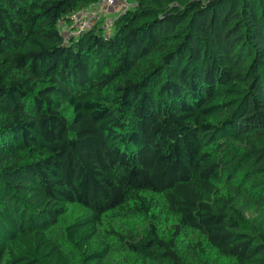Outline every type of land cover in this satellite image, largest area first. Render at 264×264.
Segmentation results:
<instances>
[{
    "label": "trees",
    "instance_id": "1",
    "mask_svg": "<svg viewBox=\"0 0 264 264\" xmlns=\"http://www.w3.org/2000/svg\"><path fill=\"white\" fill-rule=\"evenodd\" d=\"M97 1L0 0V264H264V0Z\"/></svg>",
    "mask_w": 264,
    "mask_h": 264
},
{
    "label": "built area",
    "instance_id": "2",
    "mask_svg": "<svg viewBox=\"0 0 264 264\" xmlns=\"http://www.w3.org/2000/svg\"><path fill=\"white\" fill-rule=\"evenodd\" d=\"M117 2H122L124 6L127 7L128 0H98L95 4L90 5L86 8L76 9L72 13L74 23L77 26L76 32L81 31L83 28H89L93 23H95L102 16V12L106 14L112 5ZM105 24L108 25L109 21L112 19L111 15H105ZM109 18V20H107ZM110 33L108 27L107 34Z\"/></svg>",
    "mask_w": 264,
    "mask_h": 264
},
{
    "label": "rangeland",
    "instance_id": "3",
    "mask_svg": "<svg viewBox=\"0 0 264 264\" xmlns=\"http://www.w3.org/2000/svg\"><path fill=\"white\" fill-rule=\"evenodd\" d=\"M113 9H118L120 8V10L122 9V7L124 6V4L122 2H117L116 4L112 5V7H114ZM110 11V10H109Z\"/></svg>",
    "mask_w": 264,
    "mask_h": 264
},
{
    "label": "crops",
    "instance_id": "4",
    "mask_svg": "<svg viewBox=\"0 0 264 264\" xmlns=\"http://www.w3.org/2000/svg\"><path fill=\"white\" fill-rule=\"evenodd\" d=\"M113 8H115V6H114V7H111V8L109 9L110 11H108V13H109V12L115 13V12H118V11L120 10V8H118V9H113Z\"/></svg>",
    "mask_w": 264,
    "mask_h": 264
}]
</instances>
